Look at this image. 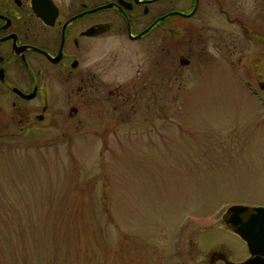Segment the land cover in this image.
<instances>
[{
  "label": "rangeland",
  "instance_id": "1",
  "mask_svg": "<svg viewBox=\"0 0 264 264\" xmlns=\"http://www.w3.org/2000/svg\"><path fill=\"white\" fill-rule=\"evenodd\" d=\"M122 41L106 77L139 92L145 71L148 90L0 142V264H196L215 249L236 258L222 218L264 205V97L233 65L195 68L166 49L155 87L153 58L144 65L143 49Z\"/></svg>",
  "mask_w": 264,
  "mask_h": 264
},
{
  "label": "flooded vegetation",
  "instance_id": "2",
  "mask_svg": "<svg viewBox=\"0 0 264 264\" xmlns=\"http://www.w3.org/2000/svg\"><path fill=\"white\" fill-rule=\"evenodd\" d=\"M124 39L143 49L144 65L153 58L155 87L166 49L170 59L195 68L198 62L233 65L248 91L264 97V0H0V142L66 122L102 97L122 108L130 94L148 90L145 71L142 87L137 92L141 83L134 82L132 93L129 84L105 75L118 70L120 52L113 49ZM107 47H113L108 56ZM252 211L239 215L236 227L228 212L222 218L240 246L235 259L230 249H215L208 263L196 264L264 260L235 231L264 232L263 219H252Z\"/></svg>",
  "mask_w": 264,
  "mask_h": 264
},
{
  "label": "water",
  "instance_id": "3",
  "mask_svg": "<svg viewBox=\"0 0 264 264\" xmlns=\"http://www.w3.org/2000/svg\"><path fill=\"white\" fill-rule=\"evenodd\" d=\"M252 209L253 211L250 214V217L255 220H262L264 221V205L250 207L248 205H242V204H236L233 206H230L227 210V212L230 215V219L228 222H230L233 226H237L238 216L243 214L246 210ZM264 224V223H262ZM235 231L238 232L243 239H245L250 247V251L253 255H264V232L263 233H257L254 234L252 232L244 231L241 229H236ZM259 243L256 245V243ZM264 260L261 259L260 256L252 257L244 261L243 264H263ZM225 264H236L233 261H227Z\"/></svg>",
  "mask_w": 264,
  "mask_h": 264
}]
</instances>
